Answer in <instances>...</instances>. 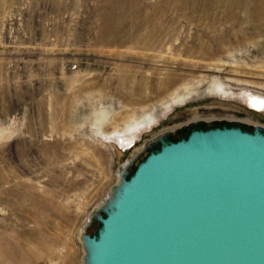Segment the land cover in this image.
<instances>
[{
    "label": "rangeland",
    "instance_id": "374dc122",
    "mask_svg": "<svg viewBox=\"0 0 264 264\" xmlns=\"http://www.w3.org/2000/svg\"><path fill=\"white\" fill-rule=\"evenodd\" d=\"M252 93L264 0H0V264H84L134 151L198 119L264 126Z\"/></svg>",
    "mask_w": 264,
    "mask_h": 264
},
{
    "label": "water",
    "instance_id": "95a60500",
    "mask_svg": "<svg viewBox=\"0 0 264 264\" xmlns=\"http://www.w3.org/2000/svg\"><path fill=\"white\" fill-rule=\"evenodd\" d=\"M146 146L82 233L84 264H264V128H179Z\"/></svg>",
    "mask_w": 264,
    "mask_h": 264
},
{
    "label": "bare ground",
    "instance_id": "6f19581e",
    "mask_svg": "<svg viewBox=\"0 0 264 264\" xmlns=\"http://www.w3.org/2000/svg\"><path fill=\"white\" fill-rule=\"evenodd\" d=\"M180 3V2H179ZM212 4V3H211ZM208 11V10H207ZM208 14H209V12H208ZM149 38V37H148ZM147 38V39H148ZM146 39V40H147ZM147 41H145V43H146ZM200 47H203V45L201 44L200 45ZM172 79V78H171ZM174 80V79H173ZM168 82V81H167ZM252 97H251V100H250V102H248L247 104L249 105V107H251V108H254V109H256V110H258V111H260V112H264V96L263 95H260V94H256V93H252ZM106 116H102V118H100V121L103 119V118H105ZM196 119H198V118H196ZM198 120H200V119H198ZM198 120H194V122L196 121V122H200V121H198ZM194 122H190V123H194ZM189 123V124H190ZM188 125V124H187ZM187 125H184V126H187ZM257 126H261V127H263L264 128V126H262V125H257ZM138 128L139 127H136V128H132V127H130L128 130H126V131H115V132H113V133H110V137L111 138H113V139H115V140H118L117 142L118 143H120L122 146H129L130 144H131V142L132 141H134V139H135V134H136V132H137V130H138ZM114 129H118V128H114ZM119 130V129H118ZM168 132H171V130H166L164 133H161V134H159V135H157L155 138H153V139H151V140H149V141H147L146 143H145V145H144V147L141 149V150H139V151H134V155H133V157L132 158H130V159H128L123 165H121V169H120V173L122 174V172H124L125 171V169H129L130 168V164L132 163V161L133 160H135V158L138 156V154L139 153H141L143 150H145V148H146V146L148 145V144H150V143H153L156 139H157V137L158 136H160V135H164V134H166V133H168ZM130 139V140H129ZM125 140H128V141H125ZM121 181V175H120V178H119V181H118V183ZM117 183V184H118ZM112 192H114V190L112 191ZM105 204V203H104ZM104 204H102V206L101 207H103L104 206ZM101 207H99L95 212H93L91 215H90V218L91 217H95V216H97V214H98V212H99V210L101 209ZM92 220V222L93 223H95L93 220H94V218L93 219H91ZM82 232V231H81ZM1 236H3V235H1ZM8 237V236H7ZM4 238H6V237H4ZM4 240V239H3ZM6 240L7 239H5L4 240V244H5V242H6ZM0 241H2L1 240V237H0ZM8 241V240H7ZM18 242V241H17ZM10 243V242H9ZM9 243H6V244H9ZM2 244V243H1ZM12 243H10V245H11ZM15 245V244H14ZM13 244H12V246L14 247H11L12 248V250L14 249V250H16L15 248H16V246H14ZM8 246V245H7ZM6 246V247H7ZM1 247H3V245H1ZM6 247L4 248L3 247V251H5V249H6ZM9 247V246H8ZM7 247V248H8ZM9 249V248H8ZM8 249H6V250H8ZM11 250V251H12ZM13 250V251H14ZM2 251V252H3ZM8 251H10V250H8ZM13 251L12 252H9V254L11 253H13ZM5 254V253H4ZM8 254V253H7ZM1 255V254H0ZM7 256H9V255H7ZM6 257V256H5Z\"/></svg>",
    "mask_w": 264,
    "mask_h": 264
},
{
    "label": "trees",
    "instance_id": "16d2710c",
    "mask_svg": "<svg viewBox=\"0 0 264 264\" xmlns=\"http://www.w3.org/2000/svg\"><path fill=\"white\" fill-rule=\"evenodd\" d=\"M174 139H179V138H174Z\"/></svg>",
    "mask_w": 264,
    "mask_h": 264
},
{
    "label": "flooded vegetation",
    "instance_id": "af4514ba",
    "mask_svg": "<svg viewBox=\"0 0 264 264\" xmlns=\"http://www.w3.org/2000/svg\"><path fill=\"white\" fill-rule=\"evenodd\" d=\"M251 102H252V101H251ZM251 102H250V103H251ZM259 112H260V111H259ZM263 113H264V112H263Z\"/></svg>",
    "mask_w": 264,
    "mask_h": 264
}]
</instances>
